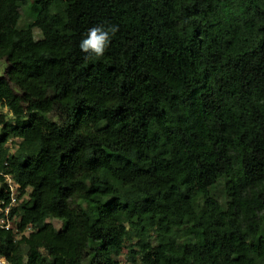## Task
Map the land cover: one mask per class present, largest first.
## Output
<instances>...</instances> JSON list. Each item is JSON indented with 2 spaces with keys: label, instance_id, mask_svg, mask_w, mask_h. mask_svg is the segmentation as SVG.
Returning <instances> with one entry per match:
<instances>
[{
  "label": "trees",
  "instance_id": "obj_1",
  "mask_svg": "<svg viewBox=\"0 0 264 264\" xmlns=\"http://www.w3.org/2000/svg\"><path fill=\"white\" fill-rule=\"evenodd\" d=\"M3 58L11 264H264V0H0Z\"/></svg>",
  "mask_w": 264,
  "mask_h": 264
},
{
  "label": "clouds",
  "instance_id": "obj_2",
  "mask_svg": "<svg viewBox=\"0 0 264 264\" xmlns=\"http://www.w3.org/2000/svg\"><path fill=\"white\" fill-rule=\"evenodd\" d=\"M118 32L117 25H95L89 28L80 41L79 47L85 53L96 57H102L108 48L112 37Z\"/></svg>",
  "mask_w": 264,
  "mask_h": 264
},
{
  "label": "built area",
  "instance_id": "obj_3",
  "mask_svg": "<svg viewBox=\"0 0 264 264\" xmlns=\"http://www.w3.org/2000/svg\"><path fill=\"white\" fill-rule=\"evenodd\" d=\"M12 189L14 190V186H12ZM11 198V201H9L7 204L5 201H0V211L3 210L7 214L6 217L0 219V229H9L11 227H15V225L11 222L10 218L8 217V214L11 208H13V206L17 202V199L15 196H12ZM0 264H11V262L4 255L0 254Z\"/></svg>",
  "mask_w": 264,
  "mask_h": 264
},
{
  "label": "rangeland",
  "instance_id": "obj_4",
  "mask_svg": "<svg viewBox=\"0 0 264 264\" xmlns=\"http://www.w3.org/2000/svg\"><path fill=\"white\" fill-rule=\"evenodd\" d=\"M6 67H7V61H6L5 58H3V59L0 60V75L4 74V72H5V70H6ZM56 224H57V223H56ZM124 255H125V254H123V255L121 256V258L123 259L124 264H128V263L125 262Z\"/></svg>",
  "mask_w": 264,
  "mask_h": 264
}]
</instances>
